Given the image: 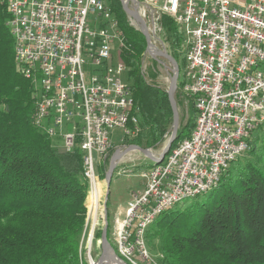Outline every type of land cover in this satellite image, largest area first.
<instances>
[{"label":"built area","instance_id":"obj_1","mask_svg":"<svg viewBox=\"0 0 264 264\" xmlns=\"http://www.w3.org/2000/svg\"><path fill=\"white\" fill-rule=\"evenodd\" d=\"M1 1L6 24L14 26L19 74L32 86V124L50 137L59 135L66 152L80 149L83 174L97 186L95 160L104 144H111L113 130L122 131L121 141L140 131L132 91L122 77L126 65L112 56L115 42L128 46L109 5L105 0ZM130 1L158 47L154 41L162 43L165 16L150 11L149 0ZM160 1L168 8L166 17L186 23L177 50L187 54L189 75L177 88L185 96L186 89H194L190 99L198 101L201 118L170 163L139 173L143 189L131 192L122 219L115 218L113 240L127 248L129 259L123 260L129 264H156L142 252L141 225L186 191L222 178L227 164L249 149L253 132L264 128V0Z\"/></svg>","mask_w":264,"mask_h":264},{"label":"trees","instance_id":"obj_2","mask_svg":"<svg viewBox=\"0 0 264 264\" xmlns=\"http://www.w3.org/2000/svg\"><path fill=\"white\" fill-rule=\"evenodd\" d=\"M110 6L130 53L144 52L145 38L129 24L121 1ZM7 17L0 0V264H87L80 248L89 188L83 153L66 152L32 124V86L19 74ZM161 22L172 46H179L176 24L166 16ZM127 53L122 56L128 60ZM171 55L179 64V54ZM128 61H134L127 79L140 131L126 142L155 149L171 132L167 89L138 73L137 57ZM175 100L180 106L178 90ZM189 112L170 149L193 132L192 104ZM249 145L215 187L175 204L148 227L146 244L158 264H264V128L253 132ZM109 231L108 226V238Z\"/></svg>","mask_w":264,"mask_h":264},{"label":"rangeland","instance_id":"obj_3","mask_svg":"<svg viewBox=\"0 0 264 264\" xmlns=\"http://www.w3.org/2000/svg\"><path fill=\"white\" fill-rule=\"evenodd\" d=\"M105 2L110 6L111 0H105ZM128 3H129V7H131L132 3L130 0L128 1ZM89 18H91V16H89ZM127 20L129 24H131L128 16H127ZM134 25H136L137 27ZM134 25L131 24V26L134 27L136 30H140L136 23ZM159 37L162 40V43L157 42L158 40H155L154 42L156 46H158L161 49H164L165 47L167 52L171 54L173 52L179 54V79L182 82L185 77L184 76L185 72H184V64H183L184 54L183 55L180 54L179 51L177 50L180 44L177 47L172 46L171 39L164 25H163V33L160 34ZM123 51H128L127 53V55L129 56L128 60L129 59L130 61L135 60V58L137 57L138 60L141 62L138 73L142 77H144V79H146L148 82L158 84L166 89L168 88L169 82H170V75H171V65L168 61L162 58H160L161 60L158 61L155 58H153L150 54H148L146 50L134 56L133 54L130 53L131 51H129L126 46H122V48H119L118 42H115L113 45V52H112L113 60L114 62L121 61L126 65V69L124 73L122 74V77L124 78L127 84L130 85L131 79L128 80L127 78L133 77L134 75L133 69L135 67H134V61L131 64H129V61L127 60V58L125 57L124 59V57L122 56ZM14 56H15V52H14ZM16 69H17V65H16ZM176 90L179 91V88H177ZM180 98H181V103H180V106H178L179 119L182 120V123H184L190 114L189 112L190 104L193 105V103L190 97L185 96L182 93H180ZM66 129L70 130L71 125L70 124L67 125ZM121 137H122V131L120 129H114L112 132V137H111L112 138L111 142H112L113 147H114L113 142L117 143L118 147H123V146L128 145L126 141L127 139H130V138L125 137L121 141ZM50 138L52 139L54 144H57V146H59V148H63L62 139L59 135L52 136ZM168 138L169 136H167L166 140L160 146H158V148H155V149L150 148L151 152L154 155H158L161 152L164 145L166 144ZM116 148L117 147H114V150ZM114 150L112 151V153L114 152ZM130 153L135 155L133 156L135 161H133V159H131V161H125L124 163H126L128 166L127 165L124 166L123 163L119 162V164H117V167L115 168L113 172V176H112L110 187H109V197H108L109 202L107 204V211H108L107 219L109 222L110 235H109L108 240L117 254H118L117 249H116L117 247H116V243H114L113 238H114V226L116 224V220H115L116 212L119 206L118 204L125 205L127 200L130 199L131 192L141 190L144 180L139 176V173L141 171L146 170L151 165H154L153 161L145 157L139 151H131L127 154H130ZM110 156L107 159H106L107 156L103 159L96 158L95 171H96V179H97V196H93V195L90 196V190H89L90 184H89V188H88L87 195L85 198L86 222H85L84 231L80 239V248L83 251V255H84V258L87 264H89V256L93 260L97 261L98 256L101 254V248H100V243H99L100 238L95 237V231L98 229L102 230V227L104 225V221H103L104 205L103 204H104L105 192H106V183H105L104 178H105V174L108 168ZM226 171H227V168H226ZM95 199L99 200V205L94 204V203L92 204V201ZM120 219L122 218H119L118 220ZM145 245H146V249H147L150 260H154L156 264H158L157 255H154L155 250L151 246H148V244H146V240H145ZM141 264H151V263H141Z\"/></svg>","mask_w":264,"mask_h":264},{"label":"water","instance_id":"obj_4","mask_svg":"<svg viewBox=\"0 0 264 264\" xmlns=\"http://www.w3.org/2000/svg\"><path fill=\"white\" fill-rule=\"evenodd\" d=\"M122 4V8L124 12L134 19L140 26V31L142 32L145 41H146V52L150 54L153 58L160 61L162 59H165L168 61L171 65V75H170V82L169 86L167 88V94H168V100L170 103V107L172 110V125H171V132L169 135V138L162 148L161 152L158 155H154L151 152L150 148L141 147L137 144H128L123 147H117L114 152L111 154L109 158V164L108 168L105 174V183H106V192H105V200H104V225L101 230V236H100V248H101V254L97 258V264H127L113 249L111 246L108 237H107V230L109 226V222L107 219V199L109 197V187L111 183V179L113 176V172L115 168L117 167L118 162L121 160L123 156H125L127 153L131 151H139L142 153L145 157L153 161V164L160 163L168 151L170 150V147L173 143V141L176 138L178 127H179V112H178V106L175 100V92L178 87L179 82V64L175 60V58L166 50L155 47L149 36V32L147 29V25L145 21L142 19V17L139 15L136 6L129 7L125 0H120ZM133 3H136V0H132Z\"/></svg>","mask_w":264,"mask_h":264},{"label":"bare ground","instance_id":"obj_5","mask_svg":"<svg viewBox=\"0 0 264 264\" xmlns=\"http://www.w3.org/2000/svg\"><path fill=\"white\" fill-rule=\"evenodd\" d=\"M128 1L129 0H125V3L129 6ZM109 8H110L111 16L114 17L115 27L117 28V30H119L120 37H124L123 35H125V34H122L115 14L112 12L110 6H109ZM149 10L150 11L160 12V16H168V8H165L164 3L161 2L160 0H149ZM173 22L177 25V30L180 33V36L186 35V23H184V20L173 19ZM7 25H8V27H9V29H10L13 37H14V26L12 24H7ZM15 53H16V61L19 64V62H18V50H15ZM183 64H184V72H185L184 79H188L189 68H188L187 54H184V63ZM179 87H184V80L181 82ZM186 96H188L190 98H194V89H186ZM191 101L193 103V108H194V112H195V126H194V129H193V132H195L196 127L199 126V122H200V118H201V108H200V105L198 104V101H196L195 99H191ZM183 141H185V138L183 140L179 141L178 144H180ZM178 144L168 151V153L166 154V156L164 157V159L160 163H156L154 165H151L149 168H147L144 171H141L140 173L156 172V171L162 169L163 166H166L168 163H170L171 157H172V155H174V150L178 149ZM111 149H113L112 142H111V144H104L103 150H101L99 152V154H97V159L105 158L107 156V154H110L109 151ZM234 160H236V159H234ZM229 164L230 163H228L227 166ZM95 175H96V171H95ZM220 180H221V178L214 179V181L205 183V185H203V187L201 189H194L192 191H186V196L179 197V200H176L175 203H172L171 207L175 206V204L183 202V201H185V200H187L189 198H193V197H196L197 195H200L202 193L208 192L213 187H215L220 182ZM96 182H97V179H96ZM88 183L90 184V188H89L90 196L91 195L97 196V186L93 182H91V180H88ZM93 203L99 205V200L95 199V200L92 201V204ZM171 207H168L167 209H165L163 211H160L159 214L154 215V217H152V219H150V224L141 225V228H140V244H142V252L144 253V256H149L148 252H147V249H146V245H145V235H146V231H147L148 227L162 213H164L165 211H167ZM116 247H117L116 248L117 252L120 255V257H122V259H129V252H128L127 248H125L124 246L120 245L119 243H116ZM89 264H97V261L93 260L89 256Z\"/></svg>","mask_w":264,"mask_h":264},{"label":"crops","instance_id":"obj_6","mask_svg":"<svg viewBox=\"0 0 264 264\" xmlns=\"http://www.w3.org/2000/svg\"><path fill=\"white\" fill-rule=\"evenodd\" d=\"M113 144H114V147H118V144L117 143H115V142H113ZM133 156H135V155H133V154H126L125 156H123L122 158H121V160L119 161L120 163H123L124 164V166H126L127 164L126 163H124L125 161H131V159H133V161H135V159L133 158ZM133 161H132V163H133ZM131 163V164H132ZM128 166V165H127ZM97 168H98V166H97ZM143 187H144V182H143V185H142V188L141 189H143ZM129 200V199H128ZM128 200H127V202H128ZM126 202V203H127ZM126 203H125V205L123 204H118L117 206H118V208H117V212H116V218H122V216H123V213H124V211H125V207H126Z\"/></svg>","mask_w":264,"mask_h":264}]
</instances>
